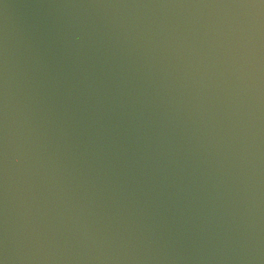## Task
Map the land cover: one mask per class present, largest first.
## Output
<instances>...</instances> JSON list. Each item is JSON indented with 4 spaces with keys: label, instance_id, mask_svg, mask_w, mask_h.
<instances>
[{
    "label": "water",
    "instance_id": "water-1",
    "mask_svg": "<svg viewBox=\"0 0 264 264\" xmlns=\"http://www.w3.org/2000/svg\"><path fill=\"white\" fill-rule=\"evenodd\" d=\"M0 264H264V0H0Z\"/></svg>",
    "mask_w": 264,
    "mask_h": 264
}]
</instances>
